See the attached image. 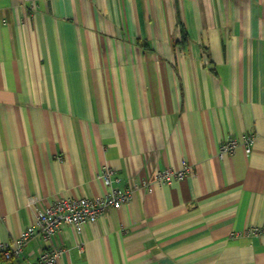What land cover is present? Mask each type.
<instances>
[{"label":"crops","instance_id":"0c3cea01","mask_svg":"<svg viewBox=\"0 0 264 264\" xmlns=\"http://www.w3.org/2000/svg\"><path fill=\"white\" fill-rule=\"evenodd\" d=\"M252 132L220 154L228 138ZM191 171L79 230L56 264H264V0H0V242L58 197ZM81 245L82 250H79Z\"/></svg>","mask_w":264,"mask_h":264},{"label":"built area","instance_id":"2783aa9c","mask_svg":"<svg viewBox=\"0 0 264 264\" xmlns=\"http://www.w3.org/2000/svg\"><path fill=\"white\" fill-rule=\"evenodd\" d=\"M254 142L252 132L244 133L241 140L228 138L220 145V154L223 152L232 153L235 147L242 144L246 152H249ZM191 171V167L182 161V166L175 168L158 169L152 181L141 179L139 183L128 185L120 189L116 186L120 178L116 175L115 170L103 165L97 175L106 188L101 195L92 197H58L52 200L48 205L36 210L34 222L28 225L13 243L0 242V255L5 260L18 258L21 255L25 243L37 235L47 241L57 233L62 224H68L79 230L86 222H95L97 218L105 211L114 208L118 209L131 199V193L135 189H143L147 192L152 191V182L158 184H168L174 180H181ZM247 233L258 235L264 234V227H249ZM79 250H82L79 245ZM61 250L43 249L37 260L30 264H56Z\"/></svg>","mask_w":264,"mask_h":264},{"label":"trees","instance_id":"16d2710c","mask_svg":"<svg viewBox=\"0 0 264 264\" xmlns=\"http://www.w3.org/2000/svg\"><path fill=\"white\" fill-rule=\"evenodd\" d=\"M1 256V255H0ZM2 257V256H1ZM3 258V257H2ZM4 259V258H3Z\"/></svg>","mask_w":264,"mask_h":264}]
</instances>
